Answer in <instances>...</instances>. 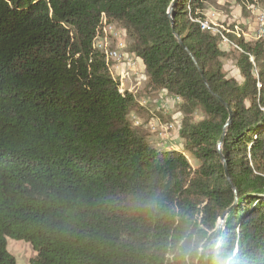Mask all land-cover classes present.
I'll return each mask as SVG.
<instances>
[{
    "label": "trees",
    "instance_id": "trees-1",
    "mask_svg": "<svg viewBox=\"0 0 264 264\" xmlns=\"http://www.w3.org/2000/svg\"><path fill=\"white\" fill-rule=\"evenodd\" d=\"M207 1L0 0V264L6 239L31 264H181L184 226L221 219L228 264H264V39L230 36L243 82L226 78L227 49L190 20ZM102 16L148 88L202 112L183 151L131 128L134 96L93 49Z\"/></svg>",
    "mask_w": 264,
    "mask_h": 264
},
{
    "label": "rangeland",
    "instance_id": "rangeland-1",
    "mask_svg": "<svg viewBox=\"0 0 264 264\" xmlns=\"http://www.w3.org/2000/svg\"><path fill=\"white\" fill-rule=\"evenodd\" d=\"M261 7L264 5L259 0H252V3L246 4H238L235 0H208L205 3L204 13L216 12L218 20L224 19V25L231 29L236 27L245 42L254 44L258 40L256 14ZM116 28L122 29L118 26ZM126 51L129 56L128 60L132 63L135 62L137 69L130 79L123 81V88L128 90L132 86L136 99L147 101L145 106L137 105L134 111L128 115L127 119L131 128L154 147H169L183 151L180 138L182 121L184 117L188 116L192 123H197L204 118L202 112L195 110L191 114H186L180 99L169 95L166 91H153L148 88L147 81L139 78V75L145 74V71L141 62L130 53L128 38L126 39ZM222 51L228 54L223 60V72L226 78L234 79L238 84H241L243 79L236 65V58L240 52L232 49ZM132 117L140 122L139 128L134 126L131 121ZM168 125L173 127L169 128ZM189 164L193 167L195 165L194 162H189ZM6 249L16 264H31V261L36 257L31 246L23 241L6 239Z\"/></svg>",
    "mask_w": 264,
    "mask_h": 264
},
{
    "label": "built area",
    "instance_id": "built-area-1",
    "mask_svg": "<svg viewBox=\"0 0 264 264\" xmlns=\"http://www.w3.org/2000/svg\"><path fill=\"white\" fill-rule=\"evenodd\" d=\"M190 20L191 22L196 23L202 31L217 35L219 37L221 48L242 52L237 43L230 38V36H234L236 39H239L241 38V33L237 31L236 27L231 29L230 27L224 25L223 22H220L216 12L209 11L207 13H203V17H192ZM256 25V31L258 34L257 38L264 39V7H261L257 11ZM126 39V33L123 29H117L115 24L108 22L106 18L102 16L100 25L98 26L93 39V49L103 55L110 75L114 79H117L120 83V91L125 90L122 85L123 81L130 79L132 75L136 73L137 69V64L128 60L129 56L126 51ZM124 66L126 68H123ZM140 77L146 81L144 73L139 75V78ZM257 87L259 88L260 85H257ZM125 91L134 96V100L137 105H146L147 101L145 99L140 101L136 99L135 90L132 86ZM131 121H133L134 126L137 128L141 125L138 120H135V117H132ZM168 127L172 128L173 126L168 125Z\"/></svg>",
    "mask_w": 264,
    "mask_h": 264
},
{
    "label": "clouds",
    "instance_id": "clouds-1",
    "mask_svg": "<svg viewBox=\"0 0 264 264\" xmlns=\"http://www.w3.org/2000/svg\"><path fill=\"white\" fill-rule=\"evenodd\" d=\"M223 228L216 222L211 226L191 221L182 230L178 243L172 249L170 258L179 259L181 264H228L231 256L236 254L223 249Z\"/></svg>",
    "mask_w": 264,
    "mask_h": 264
},
{
    "label": "water",
    "instance_id": "water-1",
    "mask_svg": "<svg viewBox=\"0 0 264 264\" xmlns=\"http://www.w3.org/2000/svg\"><path fill=\"white\" fill-rule=\"evenodd\" d=\"M230 120H231V118L229 117L228 122L226 123L225 127H227L229 125ZM221 141H222V138H221L220 142L218 143V149L220 148ZM223 162H224V160H223ZM225 176H226L227 181H229V177H228L226 172H225ZM231 188H232L233 192L236 193L235 189L232 186H231ZM222 223H223V219L220 220V224H222Z\"/></svg>",
    "mask_w": 264,
    "mask_h": 264
},
{
    "label": "crops",
    "instance_id": "crops-1",
    "mask_svg": "<svg viewBox=\"0 0 264 264\" xmlns=\"http://www.w3.org/2000/svg\"><path fill=\"white\" fill-rule=\"evenodd\" d=\"M220 22H224V19H222V20H219Z\"/></svg>",
    "mask_w": 264,
    "mask_h": 264
}]
</instances>
